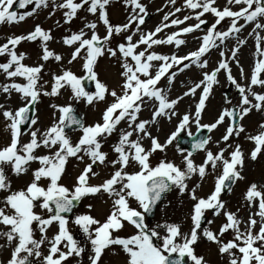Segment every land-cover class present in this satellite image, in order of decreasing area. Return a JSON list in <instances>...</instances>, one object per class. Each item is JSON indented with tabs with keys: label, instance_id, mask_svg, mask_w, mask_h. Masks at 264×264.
<instances>
[{
	"label": "snow or ice",
	"instance_id": "obj_1",
	"mask_svg": "<svg viewBox=\"0 0 264 264\" xmlns=\"http://www.w3.org/2000/svg\"><path fill=\"white\" fill-rule=\"evenodd\" d=\"M119 2L126 13L121 24L110 18L116 0H0V25L20 24L45 10L49 17L59 12L63 24L55 23L65 33L59 43L71 50L66 56L50 48L56 38L39 23L0 44V123L7 133L0 138V251L8 254L0 264H105L109 253H122L124 264H213L212 248L220 264H264V182L247 181L245 175L246 158H264V122L255 133L244 124L253 111L264 113V0H225L223 6L217 0H182L179 7L177 0H167L173 10L152 30L142 27L150 16L143 0ZM76 20L83 26L74 31L70 25ZM197 32L202 33L193 37L198 46L181 55L186 37ZM248 38L254 51L246 74L239 53ZM22 42L38 43L37 62L25 63L29 57L18 51ZM164 46L175 51L156 50ZM213 50L219 60L210 69L207 57ZM101 59L117 66L116 86L100 78ZM74 64L80 74L73 71ZM193 69L197 78L181 81L184 90L173 97L178 78ZM221 72L238 100L233 103L224 95L214 122L202 123ZM65 94V103L52 102ZM43 98H48L51 119L42 128ZM186 98L192 104L181 114L179 105ZM81 103L105 107L98 120L87 123L76 107ZM145 111L149 118H143ZM173 119L175 130L162 142L153 131L159 132L162 120ZM193 124L197 133L208 134L188 150L180 137H192ZM221 126L225 131L214 141L211 134ZM241 136L252 145L247 156L240 143H233ZM173 145L179 163L168 157ZM197 152L204 154L200 163L194 159ZM73 160L84 166L65 183ZM98 169L108 174L101 177ZM209 176L213 188L198 196ZM16 179H24L23 185L14 187ZM241 182L246 184L243 203L233 211L223 196ZM173 191L190 202L187 231L182 222L150 219L158 206L162 212L169 206L165 201ZM93 200L108 205L102 218L92 214ZM81 206L85 211L77 212ZM242 208L249 213L246 220ZM217 218L222 223L213 229Z\"/></svg>",
	"mask_w": 264,
	"mask_h": 264
},
{
	"label": "rangeland",
	"instance_id": "obj_2",
	"mask_svg": "<svg viewBox=\"0 0 264 264\" xmlns=\"http://www.w3.org/2000/svg\"><path fill=\"white\" fill-rule=\"evenodd\" d=\"M145 4L148 6V12L150 13L149 19L146 20V24L142 27L145 30H152L157 26L164 15L165 12L173 10V6L167 3V0H143ZM218 5L223 6L225 3V0H217ZM182 5V0H177L176 6L179 7ZM157 9H161V11H157ZM110 12V18L111 21L114 24H121L125 22L126 13L123 10V7L119 0H116V3H114L111 8L109 9ZM184 12L177 13L178 16L182 18L184 15ZM209 21V23L213 22V18L211 16L206 17ZM89 19H92L91 16H89ZM60 20L61 24H63V20L61 18V14L59 12L55 13L51 17L48 16L47 10L40 13V15L36 18H30L26 20L25 22H22L20 24L15 25H0V44L6 42V38L11 35H22L26 34L27 32L31 31L36 23L41 24L43 28L51 29L54 37L56 38L55 41L50 43V48L54 49L58 53H63L67 56V54L71 51L70 49L65 48L62 46L61 43H59L60 38L64 33L63 28H59L56 26V21ZM188 23H195V21H189ZM222 25L224 28L227 27V24L225 22H222ZM83 26V22L81 20L74 21L70 27L72 30H78L80 27ZM69 27V26H64ZM99 34L104 35V29L102 25H99ZM219 27V26H218ZM251 28H247L244 30L243 37H247V32L250 31ZM172 29H166L165 32H170ZM202 35V33L197 32L195 34H189L186 39L188 41L187 46L182 47L180 49V54H186L190 50H195V48L198 46V41L195 40L194 36ZM242 37V38H243ZM235 42L232 41L229 43V47H231ZM253 40L251 38H248V43L246 46H244L239 53L240 56V63L244 68L245 73L247 74L250 71V66L252 64V52L254 51L253 48ZM156 50L158 52H161L163 54H170L172 51H175V49L164 46V47H157ZM18 51H23L27 54L29 59L25 60V63L27 64H33L34 62L38 61V54H39V47L38 43H29V42H22V44L18 47ZM209 59V68H213L216 66V62L219 60L218 50H213L210 55L207 57ZM3 58H0V61H2ZM73 71H76L79 73V65L74 64L72 66ZM53 71H56L57 69L55 67L52 68ZM97 71L100 73V78L102 80H106L110 87H114L119 82V77L117 75V66L107 59H101L99 61V67L97 68ZM232 72L237 79H239V69L236 67L235 64L232 65ZM198 70L193 69L191 72H188L186 75H181L178 80L175 83L172 95L173 97L175 95L181 94L184 90L181 81H188L191 79L197 78ZM46 79L48 77H45ZM3 77L0 76V82H3ZM220 80V86H216L214 89L213 96L210 98L208 102V106L206 111L202 115V123H211L214 122L215 117L217 116V112L220 109V106L223 104V96L226 95L227 90L230 89L232 92V95L230 96L233 99V103H236L238 100V96L236 93V90L231 87L225 79V76L223 72H221L219 76ZM44 102L39 106L41 109V127H46L51 119V112L50 109H48V98H43ZM67 99V94L63 98L60 99H54L52 102L56 103H65ZM3 100V97H0V101ZM16 103V97H13V105L15 106ZM192 104V101L188 100L187 98L182 101L179 105V111L181 114L184 112L190 110V105ZM80 109V112L84 114L85 121L87 123L94 122L99 119L100 114L102 110L104 109L105 105L103 103H100L96 109H91L86 107L84 104H80L77 106ZM149 112L145 111L143 113V118H149ZM264 122V113H257L253 111L249 117H247L244 121V124L247 128V131L249 133H255V131L258 128L259 123ZM177 124V120L173 119L171 122H167L162 120L161 123L158 125L159 132L153 131L154 135H158L160 140L163 142V140L166 138L168 134L171 133V131L175 130V126ZM190 131L193 133V136L196 133L195 125L191 127ZM225 128L223 126L219 127L218 130H214L212 135V138L214 141L220 140L222 134L224 133ZM7 135L4 131V125L0 123V138H3ZM74 134V138H75ZM186 133H181V137H186ZM27 139V137H25ZM240 143L243 150L246 153L249 151V149L252 147V145L247 142L243 136L238 138L237 140L233 141V143ZM147 143V142H146ZM220 147H224V144L221 143L219 145ZM209 148L213 150L214 152L217 150V147L215 144L210 143ZM108 148H105V151H108ZM231 151V149H229ZM167 154L169 159L175 160L177 163L180 162L181 157L176 153L175 151V145L170 146L167 150ZM227 155V153H226ZM204 154L202 152H197L194 155V159L197 163H200L203 160ZM76 161H71L69 165L67 166L68 171V178L64 181L65 183H71L74 179V177L79 173L80 169L84 166L83 164H79ZM35 166V165H34ZM101 173V177H104L108 174V170L105 169H98ZM245 175L247 177V181H255V182H264V158H260L257 161L253 162L246 158L245 160ZM93 183H99V180H93ZM24 183V179H16L14 180V187L22 186ZM214 184V178L212 176H209L205 182L202 183V187L197 190L198 196H206L210 190L213 188ZM246 184L241 182L237 183L234 186L233 192L230 195H224L223 199L228 202V207L235 211L237 207H239L243 202L241 200V195L243 191L245 190ZM170 204L167 208L163 210V212L160 210V207L157 209L156 217L153 220L152 223H155L157 221H163L164 219H169L171 221L175 222H182L184 225V231H187L190 227V221L185 219V214L190 208V202L188 201L187 197H180L178 196L177 192L173 191L169 196L167 197V200L165 203L169 202ZM92 203L94 204V211L93 215L97 216V218H102L103 215L106 213L108 205L104 203L102 200H93ZM77 212H83L85 209L83 206L78 207L76 209ZM249 213L241 209L240 216L243 219H247ZM208 218H211V213H207ZM223 218H217L215 223L211 225L213 229H217L219 225L222 223ZM127 231L129 233L134 232V229L131 226H126ZM74 232L78 234V229H73ZM53 232L55 229L52 230ZM52 232L49 233L51 235ZM201 251H207L206 246H202ZM7 252L0 251V260H4L7 258ZM210 259L213 261V264H220V261L218 257L215 254V249L212 248L210 252ZM105 264H124V257L123 254H117L113 255L109 253L105 257Z\"/></svg>",
	"mask_w": 264,
	"mask_h": 264
},
{
	"label": "water",
	"instance_id": "obj_3",
	"mask_svg": "<svg viewBox=\"0 0 264 264\" xmlns=\"http://www.w3.org/2000/svg\"><path fill=\"white\" fill-rule=\"evenodd\" d=\"M208 133H204V130L201 131V133H197V135L194 137V138H186V139H180L181 141V144L184 146V147H187L189 148V150H191V143L196 139L198 138L199 136L201 135H207ZM186 142V143H185ZM156 212V211H155ZM153 217H150V219L152 220Z\"/></svg>",
	"mask_w": 264,
	"mask_h": 264
}]
</instances>
